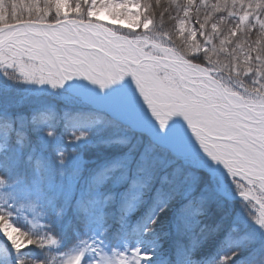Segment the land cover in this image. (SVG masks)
<instances>
[{
	"label": "snow or ice",
	"instance_id": "snow-or-ice-1",
	"mask_svg": "<svg viewBox=\"0 0 264 264\" xmlns=\"http://www.w3.org/2000/svg\"><path fill=\"white\" fill-rule=\"evenodd\" d=\"M176 116L260 229L207 264L242 250L264 264V0H0L2 264H201L222 222L192 235L184 213L214 189L193 197L200 177L186 176L162 234L164 207L133 222L140 194L119 190L130 171L144 187L169 166L137 133L145 117L165 132ZM53 224L86 235L26 261L30 246L60 245Z\"/></svg>",
	"mask_w": 264,
	"mask_h": 264
},
{
	"label": "trees",
	"instance_id": "trees-1",
	"mask_svg": "<svg viewBox=\"0 0 264 264\" xmlns=\"http://www.w3.org/2000/svg\"><path fill=\"white\" fill-rule=\"evenodd\" d=\"M137 134L141 135L145 142H150L144 134ZM133 139H135V135ZM156 147L158 149L157 155L162 156L166 162L171 161L169 166L166 168L160 166L155 178L144 187H140L139 184L136 187H132L133 181L142 178V174L136 173L134 175L130 171L128 181L121 185L119 189L121 192L127 191L129 196L136 195L137 193L140 194L142 203L137 209V212L133 215V222H135L138 217L159 207H164V209H166V204L172 201L173 193L179 191L180 194H178V196L183 200L175 204L173 211L169 215L166 214L165 217L162 218L163 220L160 219V225L164 226L166 231L171 233L176 217L180 214L181 209L186 203L183 197V191L186 187L185 177L192 174L200 177V183L192 194L193 197L200 196L207 188V190H215V200L205 204L200 212L195 211L199 206L195 203L190 209L185 211L184 216L187 230L192 235H196L201 225H214L218 221L222 222L221 230L211 238V240L216 241L215 245L211 249L205 250L196 256V259L201 261V264H207L209 257L218 258L219 255L226 253L229 249L234 250L237 246L234 242L240 239L239 236L241 234L259 236L260 232L251 226V221L245 213V207L242 201L237 197L234 187L231 186L226 177L223 182L224 186L220 188L222 182H220L221 179L219 175L214 177L210 182L209 177L212 175L210 171L205 170V168H197L193 166V164L185 162L188 161L187 159L178 158L167 150L159 148L158 146ZM120 150L126 151L127 149L122 148ZM134 156L138 157L139 151H136ZM177 167L181 169V172L178 174L174 172V169ZM129 227H131V225H129ZM233 229H235V231H233ZM245 255L246 252L242 250L230 264H243Z\"/></svg>",
	"mask_w": 264,
	"mask_h": 264
},
{
	"label": "rangeland",
	"instance_id": "rangeland-1",
	"mask_svg": "<svg viewBox=\"0 0 264 264\" xmlns=\"http://www.w3.org/2000/svg\"><path fill=\"white\" fill-rule=\"evenodd\" d=\"M126 82H130V78H126ZM147 139L151 143H153L148 137H147ZM153 144H155V143H153ZM156 146H158V145H156ZM159 148H161V147H159ZM162 149H164V148H162ZM165 150H167V149H165ZM167 151L169 153H171L169 150H167ZM171 154L173 156L178 157V158L187 159L188 161H185V162H187L188 164L189 163L193 164V166H196L197 168L198 167L203 168V169L205 168V170H208V171H210V169H211V170L218 172L219 174H223V171L221 169L212 166L210 163H208L206 160H204L200 157L193 156V155L179 156V155H175L173 153H171ZM193 159H196V160H193ZM225 177L227 178L226 174H223V179H221V181H220V182H222V184H220V188H222L224 186L223 182L225 180ZM182 191H183V187H182ZM182 200L183 199L182 198L180 199V196L177 195L174 198H172V201L169 204H166V209L164 210V212L160 213V215H159V219H158L157 226H156L157 234H162L163 232L166 231L165 227L160 225L161 224L160 221L163 220L162 218L165 217L166 214L169 215L173 211L175 204H177L178 202H180ZM250 224L253 228H255V230L260 232V229L257 228V226H255L252 222H250ZM51 230L54 232L55 235H57L60 238V241H61L60 245L55 249H48V250H41V249L30 246L28 249H25L22 253V256L25 258L26 261L31 259V258H43L46 255V252H48V253L62 252L65 249L69 248L72 244H74L78 238H83L86 235L82 230L77 235L71 231H65L63 226H56L55 224H53ZM243 235H245V234H241L239 236V238ZM215 242L216 241H214V240H210V242L206 241L205 244L202 246V248L197 253H195V255L198 256L203 251L211 249L215 245ZM3 247H4L3 243H0V248H3ZM231 250L232 249H229L227 252H229ZM0 264H2V258H0Z\"/></svg>",
	"mask_w": 264,
	"mask_h": 264
},
{
	"label": "bare ground",
	"instance_id": "bare-ground-1",
	"mask_svg": "<svg viewBox=\"0 0 264 264\" xmlns=\"http://www.w3.org/2000/svg\"><path fill=\"white\" fill-rule=\"evenodd\" d=\"M125 86H129L128 82H125ZM174 118L178 120L182 119V117L179 116ZM145 127L150 130L158 142L171 147L176 146V151L178 153L193 154L196 152L198 155L205 154L199 148V145L195 141V138L192 136L190 130L183 129L173 120H170L167 125V127L171 128V134H168L167 132H160L158 125H155L150 117H145Z\"/></svg>",
	"mask_w": 264,
	"mask_h": 264
},
{
	"label": "water",
	"instance_id": "water-1",
	"mask_svg": "<svg viewBox=\"0 0 264 264\" xmlns=\"http://www.w3.org/2000/svg\"><path fill=\"white\" fill-rule=\"evenodd\" d=\"M171 120H173L174 122H176L179 126H181L183 129H186V130H189L188 128H187V126H186V124H185V122L183 121V119H181V120H178V119H176V118H171ZM171 128H169V127H167L166 128V131L165 132H167L168 134H171V130H170ZM139 133H142V134H144V135H146L153 143H155L156 145H158L159 147H161V148H164V149H167V150H169L171 153H173V154H175V155H179V156H186V155H189L188 153H186V154H183V153H178L177 151H176V146H173V147H171V146H168V145H164V144H162V143H160V142H158L157 141V139L153 136V134L150 132V130H148V128H146V127H144V129L141 131V132H139ZM172 136V135H171ZM190 155H193V156H197V157H200V158H202V159H204V160H206L208 163H210L212 166H214V167H217V168H219V169H221L222 171H223V168H222V165H220L218 162H212L207 156H206V154H196V152L195 153H193V154H190Z\"/></svg>",
	"mask_w": 264,
	"mask_h": 264
}]
</instances>
